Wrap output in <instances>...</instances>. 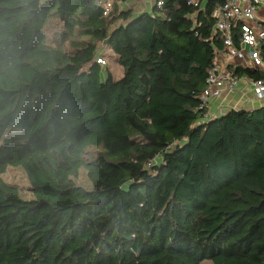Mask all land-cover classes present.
<instances>
[{
  "label": "trees",
  "instance_id": "1",
  "mask_svg": "<svg viewBox=\"0 0 264 264\" xmlns=\"http://www.w3.org/2000/svg\"><path fill=\"white\" fill-rule=\"evenodd\" d=\"M122 1L0 0V264H264V106L199 108L224 50L215 0L135 18Z\"/></svg>",
  "mask_w": 264,
  "mask_h": 264
},
{
  "label": "built area",
  "instance_id": "2",
  "mask_svg": "<svg viewBox=\"0 0 264 264\" xmlns=\"http://www.w3.org/2000/svg\"><path fill=\"white\" fill-rule=\"evenodd\" d=\"M209 1L189 0L195 6H204ZM103 5L104 15H109L112 2ZM158 5L162 6L163 2L159 1ZM212 15L215 29L223 34L224 50L218 53L209 70L207 86L199 96V108H208L213 98L237 90L242 80L249 83L256 99L264 100V78L240 76L230 68V65L240 64L253 70H264V56L259 48L264 43V0H215ZM97 61L106 64L102 56Z\"/></svg>",
  "mask_w": 264,
  "mask_h": 264
},
{
  "label": "rangeland",
  "instance_id": "3",
  "mask_svg": "<svg viewBox=\"0 0 264 264\" xmlns=\"http://www.w3.org/2000/svg\"><path fill=\"white\" fill-rule=\"evenodd\" d=\"M142 2H146L147 4H142ZM152 3L155 4V0H131L127 3V6H131L135 9V11L144 8H148L149 11H152ZM139 14H135L132 18H135ZM62 27V23L59 22L57 19H52L50 21L46 29L47 35L49 37L48 41L50 42V44L57 45L60 42V35H58L57 33L62 29ZM65 46L69 48L70 42H66ZM99 53L100 55H104L106 59V64H102L104 66V70L108 69L116 80L120 79L123 75L124 70L123 67L119 64L115 53L112 51V49H110L109 45L101 44ZM5 179L8 183L15 184L17 187H19L21 194L24 197H32V191L30 189L29 181L27 179L26 174L21 168L9 167L5 173ZM78 182L84 185H88L86 172L84 170L81 171ZM201 264H213V262L211 260L206 259Z\"/></svg>",
  "mask_w": 264,
  "mask_h": 264
},
{
  "label": "crops",
  "instance_id": "4",
  "mask_svg": "<svg viewBox=\"0 0 264 264\" xmlns=\"http://www.w3.org/2000/svg\"><path fill=\"white\" fill-rule=\"evenodd\" d=\"M129 1L131 0L119 2V8L133 9L135 14L149 11L148 8L135 11L131 6H127ZM144 3L147 4L146 2H142V4ZM151 6L154 7V3ZM260 106H264V100L256 99L249 83L246 80H242L237 90L226 91L220 97L213 98L210 101L208 113L211 118H214L221 116L231 109H254Z\"/></svg>",
  "mask_w": 264,
  "mask_h": 264
}]
</instances>
